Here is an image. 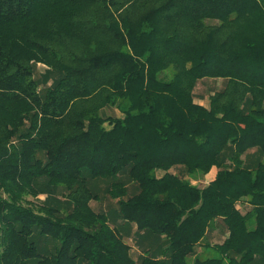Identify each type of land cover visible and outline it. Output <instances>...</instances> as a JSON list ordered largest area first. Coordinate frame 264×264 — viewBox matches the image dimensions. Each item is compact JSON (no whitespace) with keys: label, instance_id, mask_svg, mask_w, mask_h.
<instances>
[{"label":"trees","instance_id":"obj_1","mask_svg":"<svg viewBox=\"0 0 264 264\" xmlns=\"http://www.w3.org/2000/svg\"><path fill=\"white\" fill-rule=\"evenodd\" d=\"M0 264H264V0H0Z\"/></svg>","mask_w":264,"mask_h":264},{"label":"rangeland","instance_id":"obj_2","mask_svg":"<svg viewBox=\"0 0 264 264\" xmlns=\"http://www.w3.org/2000/svg\"><path fill=\"white\" fill-rule=\"evenodd\" d=\"M48 69H50L48 66L44 65V64H39L38 65V71L41 74H44ZM226 82L225 80H209V81H200L199 84L197 85V91H196V95L195 98H199L204 100L205 99V95H211V93H215L217 91L223 90V88L225 87ZM202 93V94H201ZM102 115L106 118L108 117H112V118H118V117H123L122 113L116 109V108H112V107H106L103 111H102ZM107 128L109 127V124H106ZM173 173L178 174V175H182L184 174L182 171V168H174L172 170ZM159 177L164 175L163 172H158L157 174ZM184 176L195 186H199V187H205L207 186L208 183V177L206 176H201V175H195V176H189V175H185ZM110 181L106 180V179H97V180H92L90 185L92 186V188L98 192V194L101 197L100 201H95V202H91L92 203V208L96 211V212H108L109 214H113L114 210L117 211V200H113L111 199L109 196H107L106 194V189L109 186ZM46 195H42L40 196L41 199H45ZM216 226L211 228L210 231L208 232V235L206 236V238L204 239L203 243L204 244H217V243H223L224 240L227 238L228 236V231L226 229V227L224 226V224L222 223V221H217L216 222ZM113 225V223H112ZM126 242L131 245V255L132 257L137 261V262H141L142 260V256H143V251L140 249L141 246L140 244L138 245L137 243V239L135 238H128L126 237ZM144 243V242H143ZM157 244L156 240H151L150 242V246L153 244ZM144 246L146 247V243H144ZM196 255L192 256L191 258H189V262L192 263L194 258L196 256H199L202 260L205 261V259L208 258H212L216 255L215 251L212 250L211 248H208L207 246H199L198 249L196 250Z\"/></svg>","mask_w":264,"mask_h":264},{"label":"crops","instance_id":"obj_3","mask_svg":"<svg viewBox=\"0 0 264 264\" xmlns=\"http://www.w3.org/2000/svg\"><path fill=\"white\" fill-rule=\"evenodd\" d=\"M209 80H223V79H204V80H201V81H209ZM199 84V83H198ZM196 91H197V88L195 89V92H194V94L196 95ZM218 92V91H217ZM202 94V93H201ZM214 93H211V95H208V96H206L205 95V99L204 100H202V99H197V98H195V102H197V103H199V104H201V105H203V106H205V107H209V105H210V99H211V96L213 95ZM217 174H218V168H216V167H214V168H212V170L208 173V175L206 176V177H208L209 179V181H208V183H207V185L209 184V183H211L212 181H214L215 179H216V177H218L217 176Z\"/></svg>","mask_w":264,"mask_h":264}]
</instances>
